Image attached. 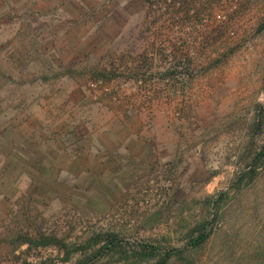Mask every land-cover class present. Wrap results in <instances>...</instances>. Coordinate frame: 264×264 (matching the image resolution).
Masks as SVG:
<instances>
[{
  "label": "crops",
  "instance_id": "obj_1",
  "mask_svg": "<svg viewBox=\"0 0 264 264\" xmlns=\"http://www.w3.org/2000/svg\"><path fill=\"white\" fill-rule=\"evenodd\" d=\"M125 1L0 0V249L29 211L98 208L164 162L162 105L95 101L87 86L138 36L142 14ZM255 1L250 25L264 16Z\"/></svg>",
  "mask_w": 264,
  "mask_h": 264
},
{
  "label": "rangeland",
  "instance_id": "obj_2",
  "mask_svg": "<svg viewBox=\"0 0 264 264\" xmlns=\"http://www.w3.org/2000/svg\"><path fill=\"white\" fill-rule=\"evenodd\" d=\"M256 18L196 80L181 118H170L164 162L98 208L29 211L27 227L8 229L0 264H264V16Z\"/></svg>",
  "mask_w": 264,
  "mask_h": 264
},
{
  "label": "built area",
  "instance_id": "obj_3",
  "mask_svg": "<svg viewBox=\"0 0 264 264\" xmlns=\"http://www.w3.org/2000/svg\"><path fill=\"white\" fill-rule=\"evenodd\" d=\"M125 2L142 14L138 36L123 54L103 60L102 74L88 81V89L95 101L113 93L119 99L121 91L129 105L159 104L169 119H180L196 80L216 71L240 31L248 35L245 0Z\"/></svg>",
  "mask_w": 264,
  "mask_h": 264
},
{
  "label": "trees",
  "instance_id": "obj_4",
  "mask_svg": "<svg viewBox=\"0 0 264 264\" xmlns=\"http://www.w3.org/2000/svg\"><path fill=\"white\" fill-rule=\"evenodd\" d=\"M206 236H207L206 234H203L199 239L193 242V245L195 246L200 245L203 241H205V239L207 238Z\"/></svg>",
  "mask_w": 264,
  "mask_h": 264
}]
</instances>
